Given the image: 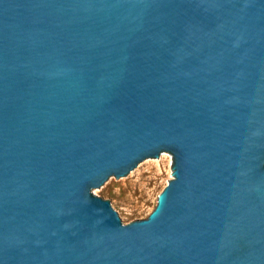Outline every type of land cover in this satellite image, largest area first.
I'll list each match as a JSON object with an SVG mask.
<instances>
[{"label":"water","instance_id":"water-1","mask_svg":"<svg viewBox=\"0 0 264 264\" xmlns=\"http://www.w3.org/2000/svg\"><path fill=\"white\" fill-rule=\"evenodd\" d=\"M0 264H264V0H0Z\"/></svg>","mask_w":264,"mask_h":264},{"label":"rangeland","instance_id":"rangeland-1","mask_svg":"<svg viewBox=\"0 0 264 264\" xmlns=\"http://www.w3.org/2000/svg\"><path fill=\"white\" fill-rule=\"evenodd\" d=\"M172 155L163 151L158 158L150 157L141 161L123 177L111 176L92 192L109 199L124 223L146 218L157 203L158 195L172 179ZM168 179V180H167Z\"/></svg>","mask_w":264,"mask_h":264}]
</instances>
